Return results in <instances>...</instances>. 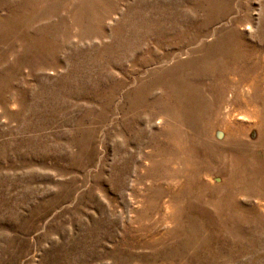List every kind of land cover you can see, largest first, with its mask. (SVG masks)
I'll return each instance as SVG.
<instances>
[{"label": "rangeland", "instance_id": "374dc122", "mask_svg": "<svg viewBox=\"0 0 264 264\" xmlns=\"http://www.w3.org/2000/svg\"><path fill=\"white\" fill-rule=\"evenodd\" d=\"M0 264H264V0H0Z\"/></svg>", "mask_w": 264, "mask_h": 264}]
</instances>
